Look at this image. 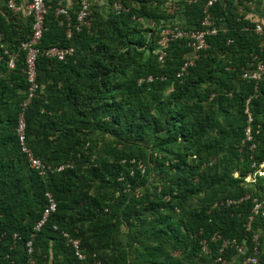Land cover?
<instances>
[{
	"label": "trees",
	"instance_id": "16d2710c",
	"mask_svg": "<svg viewBox=\"0 0 264 264\" xmlns=\"http://www.w3.org/2000/svg\"><path fill=\"white\" fill-rule=\"evenodd\" d=\"M7 1L0 0V54L18 59L12 69L7 56L0 62V264H238L252 255L253 233L264 264V215L248 226L255 201L264 202V75L243 78L256 56L264 63V33L254 31L264 29V0L213 2L218 31L185 69L191 40L171 41L161 61L160 32L202 29L210 0H174L175 8L167 0H101L90 27L70 37L66 16L55 12L65 3L47 0L38 47L75 52L66 61L38 56V88L25 109L20 44L32 36V19L15 17ZM79 7L69 8L73 22ZM248 100L253 141L245 139ZM24 147L51 170L31 168ZM47 194L57 208L36 230ZM215 233L247 251L219 253ZM69 238L79 241L82 260ZM219 256L224 263H215Z\"/></svg>",
	"mask_w": 264,
	"mask_h": 264
},
{
	"label": "built area",
	"instance_id": "2783aa9c",
	"mask_svg": "<svg viewBox=\"0 0 264 264\" xmlns=\"http://www.w3.org/2000/svg\"><path fill=\"white\" fill-rule=\"evenodd\" d=\"M47 0H30L28 3V6L26 9L19 3L18 0H8L7 1V7L8 9L14 14L15 17L19 18L20 14L23 12H27L28 15L32 19V36L29 40L23 41L20 44V50L25 52V66L26 69L24 70L26 74V79L28 81L29 87H28V96L27 98L22 102L21 107L26 108L28 102L31 101V99L35 96L36 90L38 88L37 85V70H36V61L39 55L46 56L51 59H56L58 61H66L68 57L73 56L75 50L73 47H50L46 49L39 48V44L41 42L42 35L46 29L45 27V17L49 11V6L46 3ZM216 0H210V2L207 4V7L204 10L205 17L201 23V26L203 27L200 30H194V31H188L183 30L179 27L174 28H168L163 29L160 32V37L157 41L158 45V58L161 61H164L167 53V49L169 46V43L173 40L177 39H188L191 40V46H192V54L193 57L189 58L184 68L192 66L194 60L197 58V53L203 48L207 47L206 43V36L207 35H214L217 33L218 29L212 22V17L209 14V6L212 5L213 2ZM101 0H76V3L80 6L77 12L76 21H72V18L69 13V9L64 6H58L55 10L57 16H66L67 19V36L70 37L72 35L73 30L81 31L83 28H89L90 23L88 21V17L92 13L91 7L97 3H100ZM166 7H177V4L174 0H167L165 3ZM249 6H252L254 8V5H252V1L248 2ZM111 7L114 11L118 12L123 8V4L121 1H116L113 4H111ZM254 31L258 34L264 33V29L261 25L257 24L254 28ZM0 47H4L2 45V36L0 35ZM4 56H7L8 59L6 60L8 68L12 69L16 65V61L18 59V53H11L9 50H4L2 54H0V62L4 60ZM264 75V63L255 57V69L251 72H245L243 74V78L251 79L253 81L258 82L261 77ZM1 77V74H0ZM249 101H247V106L245 109V113L247 114V124L248 126L245 129V139L246 141H253V135H252V128H253V116L252 113L249 110ZM259 132V129L256 130V133ZM18 137L21 142V144H24L25 141V122L23 119V115L20 114L19 121H18V129H17ZM255 145H251V149L254 148ZM24 151L27 152L30 162V167L39 171L41 175H44L45 168L51 170L49 167H47L41 160L35 159L30 152L29 149L24 147ZM64 165L60 166L58 169L62 170L64 169ZM261 168H264V162L260 165ZM260 174L264 175V171L260 172ZM254 180V178H252ZM48 197V206L44 209L42 219L37 223L35 226L36 230H39L40 227L45 223L46 219L54 213V211L57 208V203L52 198L50 194H47ZM245 198L240 199H228L225 204L227 206L236 205L238 206L243 202ZM259 213H262L264 215V202L261 201H255V205L253 207L252 215L249 217V223L248 226H251V221L254 218L255 215H258ZM248 227V228H249ZM252 241L255 242V246L252 250V255L249 257L244 258L243 261H241L238 264H263L258 259V243H259V235L257 233H253ZM16 237V236H15ZM69 241L72 242L73 247L75 249V255L78 259L82 260L84 258V254L80 251L79 247V241L76 239H70ZM212 242H221V247L219 250V253H223L226 248L234 247L235 248V254H244L245 251H247V247L244 245H238L236 239H228L223 238L221 234L215 233L211 237ZM28 248L29 253H32V242H28ZM202 252L204 254H209L210 248L209 244L206 240L202 242ZM222 257L219 256L216 258L215 263L222 262ZM224 263V262H222Z\"/></svg>",
	"mask_w": 264,
	"mask_h": 264
},
{
	"label": "crops",
	"instance_id": "0c3cea01",
	"mask_svg": "<svg viewBox=\"0 0 264 264\" xmlns=\"http://www.w3.org/2000/svg\"><path fill=\"white\" fill-rule=\"evenodd\" d=\"M29 1L30 0H20L19 3L24 7V9H26V7L28 6ZM75 2H76V0H61L60 4L63 5V3H65L64 5L69 9V8H72L75 5ZM1 6H2V4H0V8H2ZM22 14H23L22 18L27 19V18L30 17L27 12H23Z\"/></svg>",
	"mask_w": 264,
	"mask_h": 264
},
{
	"label": "rangeland",
	"instance_id": "374dc122",
	"mask_svg": "<svg viewBox=\"0 0 264 264\" xmlns=\"http://www.w3.org/2000/svg\"><path fill=\"white\" fill-rule=\"evenodd\" d=\"M262 175H263V174H262ZM236 176H237V173H236ZM252 178H254V176H248V177L246 178V181H247V182L254 181Z\"/></svg>",
	"mask_w": 264,
	"mask_h": 264
},
{
	"label": "clouds",
	"instance_id": "9594fccd",
	"mask_svg": "<svg viewBox=\"0 0 264 264\" xmlns=\"http://www.w3.org/2000/svg\"><path fill=\"white\" fill-rule=\"evenodd\" d=\"M244 74V73H243ZM80 260V259H79Z\"/></svg>",
	"mask_w": 264,
	"mask_h": 264
}]
</instances>
